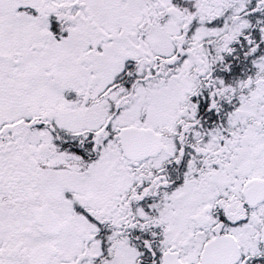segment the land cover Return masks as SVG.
<instances>
[{
  "label": "snow or ice",
  "instance_id": "1",
  "mask_svg": "<svg viewBox=\"0 0 264 264\" xmlns=\"http://www.w3.org/2000/svg\"><path fill=\"white\" fill-rule=\"evenodd\" d=\"M0 264H264V0H0Z\"/></svg>",
  "mask_w": 264,
  "mask_h": 264
}]
</instances>
